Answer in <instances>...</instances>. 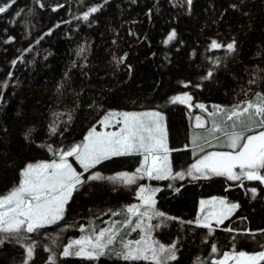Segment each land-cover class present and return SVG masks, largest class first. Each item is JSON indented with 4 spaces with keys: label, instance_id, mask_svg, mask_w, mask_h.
Wrapping results in <instances>:
<instances>
[{
    "label": "trees",
    "instance_id": "obj_1",
    "mask_svg": "<svg viewBox=\"0 0 264 264\" xmlns=\"http://www.w3.org/2000/svg\"><path fill=\"white\" fill-rule=\"evenodd\" d=\"M10 2L0 0V6ZM95 6L99 11L83 20L84 12ZM173 30L176 37L165 43ZM213 40L235 42L236 51L211 49ZM261 70L264 0H192L190 6L186 0H16L0 14V84H7L0 87V195L19 184L28 163L54 158L42 145L66 149L81 142L93 126L103 128L99 121L108 111H161L167 118L170 149H179L174 156L190 157L185 150L192 146L189 108L170 103V98L188 93L195 103L232 107L264 93ZM209 71L211 77L205 78ZM253 79L256 83L249 84ZM52 126L57 127L54 134ZM140 160L115 157L90 172H133ZM146 182L85 183L73 194L63 220L26 234L30 240L0 246V264H24L25 246L33 242L37 246L28 264H49L52 255L56 264H149L114 255L98 261L62 255L69 242L86 234L81 227L91 232L114 217L122 218L125 207L139 201V186ZM173 182L161 180L155 198L156 209L176 219L154 218L159 227L152 230L160 243L176 244L178 258L170 264H207L233 249L264 250V183H233L225 177ZM212 197L239 207L224 224L212 225L209 234L186 221L195 220L200 201ZM213 244L217 254L211 253Z\"/></svg>",
    "mask_w": 264,
    "mask_h": 264
},
{
    "label": "snow or ice",
    "instance_id": "obj_2",
    "mask_svg": "<svg viewBox=\"0 0 264 264\" xmlns=\"http://www.w3.org/2000/svg\"><path fill=\"white\" fill-rule=\"evenodd\" d=\"M16 0H11L0 6V14L7 12ZM107 2V0H105ZM190 6L192 0H186ZM63 5H61L62 7ZM43 7V5H41ZM233 8L236 5H232ZM55 10V9H54ZM99 11V6L91 7L85 11L82 19L87 21L92 13ZM18 16L19 13H16ZM80 19L81 17H76ZM50 34V33H48ZM176 37L173 30L167 37L165 43L172 41ZM40 39H43L41 37ZM6 43L11 42V38ZM39 43V39L36 41ZM211 49L226 48L228 53L236 51L235 42L223 45L213 40ZM31 51V48L27 49ZM83 51V49H81ZM122 57L120 61L122 62ZM23 62V56L20 57ZM16 60L12 61L15 65ZM264 71V70H261ZM209 71L207 77H211ZM10 78V76H9ZM256 83V80H249V84ZM0 87H7V84H0ZM187 87V85H185ZM192 97L188 93L173 96L170 103L187 104ZM196 108L207 112L204 104H196ZM216 111L208 113L215 117L219 112L227 111V119L232 120L231 131L218 125L214 120L208 129L210 135L222 132L227 137L226 147L231 151L211 152L200 157L186 171L173 173L170 160L172 151L167 142V130L165 117L161 111L149 112H115L108 111L99 121L104 128L116 127V131H97L93 126L83 140L65 148H53L51 145H42L53 154V159L49 161H39L28 163L21 171V179L17 186L13 187L6 195H0V246L6 242L30 240L28 233H38L39 230L55 225L63 220L67 211V205L71 201L73 194L89 181H109L114 184L119 183L125 186L136 184L138 180L148 179H183L185 175L194 180L207 179L210 175L225 176L229 180H256L264 183V93H255L254 99H246L242 103L234 104L230 109H225L220 105L213 106ZM247 117V121L242 119ZM71 119V117H69ZM197 128L205 127V120L201 116L195 117ZM238 125H243L245 131H235ZM255 129H261L255 131ZM52 133L57 131L56 126H52ZM31 132V130H29ZM247 132H254L247 135ZM26 134V138H27ZM218 138V137H217ZM199 137L193 138V143ZM203 149H201L202 151ZM139 156V166L133 172L121 171L114 176H104L99 171L90 172L97 165L115 157ZM74 158L75 162L83 169L78 172L69 161ZM239 169V172L236 171ZM90 174L85 178L84 173ZM198 174V175H197ZM242 186V185H241ZM160 189H150L141 185L138 189V199L140 204H131L123 210L127 219L123 222L125 227H131V232L139 229L143 235L138 239H124L120 230L116 228L114 222L111 227H105L98 231L93 228L87 232L83 227L81 232H85L78 239H74L62 250L64 257L76 256L90 261H98L100 257L112 256L127 262L147 261L149 264H170L177 257V247L175 243L165 245L152 238L153 228L159 225H152L150 221L154 218L165 217L166 219H176L167 217L165 213L156 209L155 193ZM179 189H177L178 191ZM253 195L256 189H251ZM239 207L238 204H229L224 198L213 197L210 200L200 201V213L195 220L186 221L187 224H195L198 227L208 229L211 234L214 229L212 222L217 225L224 224L232 213ZM208 209L205 212V209ZM114 216L121 215V212L112 213ZM133 218L136 222L133 224ZM145 218L149 223L145 224ZM182 223H185L182 221ZM225 231H234L232 228H225ZM264 233V229L260 230ZM126 235H130L127 233ZM253 237L255 233H252ZM119 243V250L115 245ZM36 242L26 245V256L24 264L33 259L36 249ZM264 248V245H261ZM51 252V249H46ZM211 253L217 254L218 249L215 244L211 246ZM222 258L214 259L207 264H261L264 262V250L248 253L245 251H227L219 253ZM49 264H56L55 255L49 257Z\"/></svg>",
    "mask_w": 264,
    "mask_h": 264
},
{
    "label": "rangeland",
    "instance_id": "obj_3",
    "mask_svg": "<svg viewBox=\"0 0 264 264\" xmlns=\"http://www.w3.org/2000/svg\"><path fill=\"white\" fill-rule=\"evenodd\" d=\"M190 103L193 105V107H191V108L188 107L189 108V112H190L189 113V117H190V120H191V130H192V134H193L192 140H191L190 143H191L192 146H195L196 147V153H195V157L193 158V160H194L193 163H195L196 160H198L200 157L206 155L207 153L231 151V149H229L228 147H226L227 137L224 136V134L222 132H216L214 135H210L209 132H208V129L211 127L213 120L218 125H220L221 127L226 128L228 131H231L232 130V128L230 126L233 124V121L227 119V115H228L227 111H225V112H219V113H217V115L215 117H211V116L208 115V113L216 111L214 109V107H213L216 104H209V103H204V102L195 103V102H193V99L191 100ZM196 104H204L206 106V108H207V112L202 111L199 108H196L195 107ZM222 107L225 108V109H230L231 108V107H227V106H222ZM149 111H155V110H145V111H139V112H149ZM122 112H125V111H122ZM196 116H201L205 120L206 124H205V127L204 128H197L195 126V124H196L195 117ZM164 117H165V124H166V130H167V142H168V146H169V134H168V128H167V118H166L165 115H164ZM242 119H244L245 121H247V117L246 116L243 117ZM118 127L119 126H116V127H108V128H104L103 127L101 130H97V131H100V132H103V131H116ZM259 130H261V129H255V131H259ZM235 131H238V132L239 131H245V128H244L243 125H238L236 127ZM252 134H254V132H247V135H252ZM194 137H199V139L196 140V143L195 144L193 143V138ZM208 137H212L213 140L210 143H208L207 145H200V143L202 141H204ZM169 148H170V146H169ZM201 149H203V150L201 151ZM70 158H69V161L71 163H73ZM170 160H171V164H172L173 173H175L177 171H186L191 166V164H193L192 161H191V158L189 156L188 157H180V156H177V155L174 156L173 154H170ZM73 166L79 172L78 167L75 164H73ZM78 166H79V164H78ZM236 171L239 172V169H236ZM261 174L264 175V170H262ZM213 177H225V176H214V175H210V178H213ZM225 178H227V177H225ZM184 179H192V178L189 177V176H187V175H185V177L183 179L177 178V179L174 180L173 183H175L176 181H179V180H184ZM207 179H209V178H207ZM244 180H246V179H242V180H229V181L234 183V182H239V181L241 182V181H244ZM160 181L161 180H154L153 183H152V182H150V180H147L146 184L149 182L147 188L154 189V187L155 188L161 187L160 186V183H159ZM151 185H153L154 187L151 186ZM212 198L204 199V200H210ZM217 198H220V197H217ZM224 199H226V198H224ZM138 203L140 204L141 201L140 202H137L136 204H138ZM229 204H231V203H229ZM199 209H200V206H199ZM207 210L208 209L206 208L205 209V212H207ZM200 215H202V214L200 213ZM126 217H127L126 214L123 215L122 218L114 217V218L110 219V222L108 220L105 223L104 226L98 228L97 231L99 229H102V228H105V227H111L114 222H120V223H116V227L118 226L117 229L120 230L121 237H123L124 239H138L140 235H143V233L139 229H137L136 232H131V227L130 226L129 227H125L123 222L127 219ZM153 220L154 219H152L151 222H150L152 225H154ZM135 222H136V218L133 219V224ZM148 223H149V221L147 220V218H145V224L147 225ZM214 224H216L215 221L212 222V225H214ZM88 232H90V231H88ZM127 233H130V235H126ZM151 235H152V238L156 240V237L153 235V231L151 232ZM115 247H116L117 250H119V247H120L119 243H117L115 245ZM230 262L232 264H235L234 261H230ZM261 263H264V262H261Z\"/></svg>",
    "mask_w": 264,
    "mask_h": 264
},
{
    "label": "crops",
    "instance_id": "obj_4",
    "mask_svg": "<svg viewBox=\"0 0 264 264\" xmlns=\"http://www.w3.org/2000/svg\"><path fill=\"white\" fill-rule=\"evenodd\" d=\"M192 136H193V134H192ZM213 140V138L212 137H208V138H206L204 141H202L201 143H200V145H207L208 143H210L211 141ZM199 146V145H198ZM190 150V152H191V154H190V158H191V160L193 161V158L195 157V153H196V147L195 146H191L190 148H188V147H186L185 148V150ZM170 154H173L174 155V152L172 151ZM146 178V177H145ZM147 179V178H146ZM155 179H153V180H151V181H154ZM150 181V182H151ZM149 183V182H148ZM147 183V184H148ZM153 183V182H152ZM146 183L144 184V186L147 188L148 187V185H147ZM154 189H155V187H154ZM155 195H156V193H155ZM154 199H155V201H156V198L154 197Z\"/></svg>",
    "mask_w": 264,
    "mask_h": 264
},
{
    "label": "bare ground",
    "instance_id": "obj_5",
    "mask_svg": "<svg viewBox=\"0 0 264 264\" xmlns=\"http://www.w3.org/2000/svg\"><path fill=\"white\" fill-rule=\"evenodd\" d=\"M247 91H248V90H247ZM102 127H103V126H102ZM188 145H189V144H188ZM185 153H186V152H185ZM71 161H72V160H71ZM193 161H194V160H193ZM193 161H192V163H193ZM190 164H191V163H190ZM152 180H153V179H152ZM152 182H153V181H152ZM147 185H148V184H147ZM231 185H232V184H231ZM143 186H144V185H143ZM151 186H153V185H151ZM153 187H154V186H153ZM138 200H139V199H138ZM138 202H140V200H139ZM138 204H139V203H138ZM120 217H121V216H120ZM126 218H127V217H126ZM133 219H134V218H133ZM109 222H110V220H109ZM150 222H151V221H150ZM117 227H118V226H117ZM117 227H116V228H117ZM86 229H87V228H86ZM89 230H90V229H89ZM89 230H88V231H89ZM91 231H92V230H91ZM123 232H124V231H123ZM60 257H61V256H60ZM62 258H63V257H62Z\"/></svg>",
    "mask_w": 264,
    "mask_h": 264
}]
</instances>
